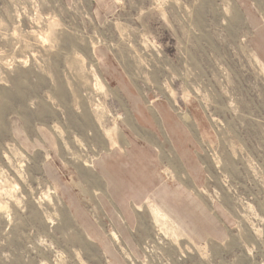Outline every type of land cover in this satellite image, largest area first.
Wrapping results in <instances>:
<instances>
[{
    "label": "rangeland",
    "instance_id": "rangeland-1",
    "mask_svg": "<svg viewBox=\"0 0 264 264\" xmlns=\"http://www.w3.org/2000/svg\"><path fill=\"white\" fill-rule=\"evenodd\" d=\"M0 264H264V0H0Z\"/></svg>",
    "mask_w": 264,
    "mask_h": 264
},
{
    "label": "bare ground",
    "instance_id": "bare-ground-1",
    "mask_svg": "<svg viewBox=\"0 0 264 264\" xmlns=\"http://www.w3.org/2000/svg\"><path fill=\"white\" fill-rule=\"evenodd\" d=\"M149 208V207H148ZM156 210V209H155ZM156 214V216L158 217L159 216V211L157 210L156 212H154ZM153 213V214H154ZM159 217H162V216H159ZM165 220V219H164ZM166 221V220H165ZM160 226V225H159Z\"/></svg>",
    "mask_w": 264,
    "mask_h": 264
}]
</instances>
